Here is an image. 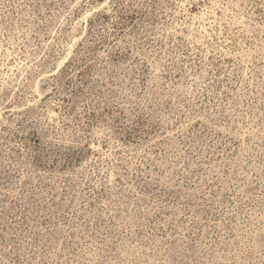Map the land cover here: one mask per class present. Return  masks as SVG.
I'll return each instance as SVG.
<instances>
[{"label":"rangeland","instance_id":"rangeland-1","mask_svg":"<svg viewBox=\"0 0 264 264\" xmlns=\"http://www.w3.org/2000/svg\"><path fill=\"white\" fill-rule=\"evenodd\" d=\"M0 264H264V0H0Z\"/></svg>","mask_w":264,"mask_h":264}]
</instances>
